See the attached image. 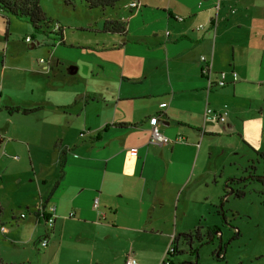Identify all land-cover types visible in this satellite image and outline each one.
Returning a JSON list of instances; mask_svg holds the SVG:
<instances>
[{
  "label": "crops",
  "instance_id": "0c3cea01",
  "mask_svg": "<svg viewBox=\"0 0 264 264\" xmlns=\"http://www.w3.org/2000/svg\"><path fill=\"white\" fill-rule=\"evenodd\" d=\"M133 1L140 6L131 7ZM122 7L104 16L123 19V32L78 25L69 41L60 23L62 40L48 35L53 39L49 44L28 35L32 48H48L30 60L28 69L14 62L20 58L8 47L3 50L0 113L4 105L9 115L0 134L3 129L7 135L6 147L17 143L25 148L40 184L39 200L12 218L35 244L48 238L47 246L40 244L39 264H125L130 255L138 264H162L168 258L179 264L181 253L168 254L170 246L181 251L188 245L183 234L219 225L218 202L226 206L236 198L227 196L230 189L224 186L233 184L229 178L235 175L225 174L217 156L238 150L228 141L236 136L248 144L246 124L264 118L263 107L256 105L261 96L250 88L256 81L237 66L239 42L231 33L234 22L242 21L235 18L238 12L254 15L253 4L125 0ZM79 31L103 35L89 36L97 42L91 45ZM67 44L74 52L60 46ZM250 51L259 55L256 68L262 69L264 46ZM202 56L210 61L209 72ZM8 69L31 75L24 96L16 95L18 101ZM222 71L227 84L210 87ZM207 107L226 111L225 120L206 117ZM22 108L37 109L23 113ZM155 120L167 137L164 142L152 138ZM256 127L264 129L262 123ZM2 227L7 237L17 235L15 226Z\"/></svg>",
  "mask_w": 264,
  "mask_h": 264
},
{
  "label": "rangeland",
  "instance_id": "374dc122",
  "mask_svg": "<svg viewBox=\"0 0 264 264\" xmlns=\"http://www.w3.org/2000/svg\"><path fill=\"white\" fill-rule=\"evenodd\" d=\"M124 1L120 0L116 3L114 9L107 8L105 10L90 8L84 0H72L70 4L65 3V0H41L40 4L44 12L52 20L48 30L50 31V28L55 23H61L67 29L69 41H73V32L77 29L78 25L86 28L90 27V25L91 27L95 25L93 26L95 30L102 29L105 13L111 14L114 12L116 14L121 12ZM241 3L253 4L255 11L254 15L238 12L239 15L235 17L241 19L242 21L238 23H242L243 25L239 26L240 24L234 22L231 31L234 34L235 40L239 42L235 49L236 63L243 72L248 73V77L252 81H256L250 85V88L255 92V95L259 94L261 96V100L256 101V105L258 107L261 104L264 112V63L262 62V69L256 68L259 64L257 58L259 55L251 54L250 51L255 46H259V49L264 46V22H262L264 20L261 19V16L264 15V0H241ZM11 20L12 23L9 21L8 24L6 19L0 14V71L3 68V58L5 55L3 50L7 49V47L9 52L20 58L14 62L18 63L20 67L28 69L30 60L36 56L38 58L42 57L41 53H45L48 48H41L38 45L32 48L31 43L26 41V37L29 35L34 37L35 40H42L44 38L45 41L48 40L49 44H51L53 39H49L48 35H58L59 37V34L56 33L47 34L41 31H34L27 19L11 17ZM95 33L87 34L79 31L78 35L81 34L84 43L96 45L97 42L88 39L89 36L91 38H101L103 34L102 32ZM251 38L254 40L249 47ZM60 46H67L70 52H74L69 47L70 44ZM67 58L70 59V53ZM7 72L8 75L9 73L11 74V79L8 77L11 93L16 97L14 98L15 101H18L16 95H22L24 90L28 89L31 75L29 72L21 69H8ZM260 80L263 82L262 86L259 85ZM1 100L5 104L8 102V97L4 96ZM8 115L9 112L3 105L0 113V127L5 126L8 121L6 120L8 119L6 118ZM16 116L21 115L17 114ZM257 119L256 121V118H253L254 124L257 126L258 123H262L264 126V118L258 117ZM255 125L252 126L250 123H247L245 126V133H248L245 135L247 138L250 137L248 138V144L243 143L242 138L236 136L235 139L232 138L228 141L236 143L235 146L238 150H233L229 156H217V162L221 164V168L224 169L225 174L232 171L233 175L241 177L246 174V167L252 163H255L259 167L258 172L262 173L264 159L258 154V150L264 151V129L259 132ZM1 133L0 140L5 139L3 143L0 141V205L3 207L1 221L5 223L4 226H15L17 235L15 237H7L2 231V227H0V258L4 262L11 261L15 264H29V260L34 261L35 264H39L41 255L44 252L43 247L40 245L41 243L35 244L34 239L25 238L23 230L19 228V224L14 221L12 216L13 212L17 213L21 210H26L28 204L30 207H33L36 201L39 200L40 184L37 181L30 163V156L25 148L22 145L18 146L17 143H10L6 147L7 135L4 134L3 129ZM37 157L40 156L38 155ZM43 157L46 159V156ZM227 157L232 158L234 164ZM225 181H222V185L225 184ZM258 199V196L253 192L243 199L233 196L230 198L229 204L226 205V207L232 205L233 208L231 209L238 210L241 216L235 218L233 221L234 225L240 229V236L238 240H233L231 245H229L225 261L211 253L214 247L213 244H206L200 248L198 261L196 255L187 252L181 254L179 264H264V209L262 210L258 207ZM221 204V202H218L217 210L221 209ZM228 214L230 213L228 212ZM217 220V223L224 231V239L230 238L234 230L223 225L221 217L217 216Z\"/></svg>",
  "mask_w": 264,
  "mask_h": 264
},
{
  "label": "flooded vegetation",
  "instance_id": "af4514ba",
  "mask_svg": "<svg viewBox=\"0 0 264 264\" xmlns=\"http://www.w3.org/2000/svg\"><path fill=\"white\" fill-rule=\"evenodd\" d=\"M264 152V151H263ZM260 155V154H259ZM262 156V155H260ZM264 159V155L262 156ZM259 167L252 163L248 167H246V174L242 175L239 180H234L233 185L235 187L236 192L234 193L236 196H240L239 199L245 198L250 193H255L258 196V205L264 208V167L262 173L258 172ZM228 191V190H226ZM224 218H222V223L226 227H228L225 221L232 222L235 218L240 217L241 214L238 210H230L228 207L222 203ZM230 214H228V212ZM220 213V210L218 211ZM229 217V218H228ZM216 227H210L203 233L193 234V237H189L188 245L181 250L182 253L190 252L192 255H196L197 261L199 259V251L203 245L213 244L214 247L211 250V253L216 255L219 259L225 261L226 253L229 245L233 242V240H238L240 236V229L237 227L232 228L234 230L233 235L224 239V231L220 225H214ZM222 238V239H221ZM196 249V250H195ZM179 250L176 251L178 253ZM181 253V254H182ZM186 264V263H184Z\"/></svg>",
  "mask_w": 264,
  "mask_h": 264
},
{
  "label": "trees",
  "instance_id": "16d2710c",
  "mask_svg": "<svg viewBox=\"0 0 264 264\" xmlns=\"http://www.w3.org/2000/svg\"><path fill=\"white\" fill-rule=\"evenodd\" d=\"M86 4L90 8H100L105 10L107 8H113L116 3L120 0H84ZM72 0H65V3L70 4ZM41 0H0V12L4 19H6L9 24L11 17H16L20 19H27L34 31L36 32H44L49 33L48 27L51 26L52 20L47 16L44 10L41 7ZM125 29V22L123 19H105L102 31H110V32H123ZM54 32V31H53ZM59 34V39H63V27L58 31L54 32ZM62 43H64L62 41ZM20 108H9V111H19ZM37 108H22L23 113H29ZM260 155H264V152H258ZM57 184V183H56ZM56 187V185L54 186ZM3 214V207L0 205V227L4 225L1 221V217ZM216 227V226H212ZM199 230H193L192 232L183 234V239L185 242L189 241V237H193V234H199ZM196 250V249H195ZM177 248H175V252ZM182 253V251H179ZM0 264H15L4 262L0 258ZM171 264H175L171 262Z\"/></svg>",
  "mask_w": 264,
  "mask_h": 264
},
{
  "label": "built area",
  "instance_id": "2783aa9c",
  "mask_svg": "<svg viewBox=\"0 0 264 264\" xmlns=\"http://www.w3.org/2000/svg\"><path fill=\"white\" fill-rule=\"evenodd\" d=\"M131 7H134V8H138L140 6V4L136 1H133L129 4ZM178 19L180 20H183L184 18L182 16H178L177 17ZM52 30L54 32H58L62 26L58 23H55L53 26H52ZM31 37H27L26 38V41L29 43L31 41ZM202 60H204L206 62V65L204 67V71H207L209 72L210 69H211V64H210V61L207 62V58L206 56H202ZM232 75L234 77L237 76V73L235 71L232 72ZM227 84V72L225 71H222V72H219V75H218V78L216 79V81L214 82H209V86L210 87H223ZM227 114V112L225 111L224 113L222 112H219V111H216V110H213L211 109L210 107H207L206 108V111H205V116H209L211 118H213L214 120H217V121H224L225 120V115ZM152 138L155 142H158V143H161V142H164L167 140V137L164 135L163 131L161 130V128L158 126V124L156 123V120L154 121L153 123V126H152ZM131 154L133 155H137L138 153V150L137 148H132L130 150ZM94 206L97 207L98 206V198L95 199V202H94ZM25 213H22L21 214V217H25ZM46 221L47 223L50 225H53L54 223V217L53 215H48L46 217ZM2 229L4 230V227H2ZM41 245L42 246H47L48 244V238L44 237L42 238V240L40 241ZM175 251V247L174 246H170V248L168 249V254L172 253ZM125 264H138L136 258H134L133 256H128V258L126 259L125 261ZM162 264H171V261L170 259H164Z\"/></svg>",
  "mask_w": 264,
  "mask_h": 264
},
{
  "label": "water",
  "instance_id": "95a60500",
  "mask_svg": "<svg viewBox=\"0 0 264 264\" xmlns=\"http://www.w3.org/2000/svg\"><path fill=\"white\" fill-rule=\"evenodd\" d=\"M231 181H233V180H239L240 181V177H237V176H234V177H230L229 178ZM225 187L227 188H229L230 189V191L228 192V194H227V196L228 195H233L235 192H236V190H235V187L233 186V184H229L228 183V181L226 182V184H225ZM236 197H240V196H236ZM220 211H221V214H222V218H224V212H223V206L221 205V209H220ZM226 223V225L229 227V228H236L237 229V226H235L232 222H229V221H225ZM222 239V238H221ZM182 264H184V263H182Z\"/></svg>",
  "mask_w": 264,
  "mask_h": 264
}]
</instances>
